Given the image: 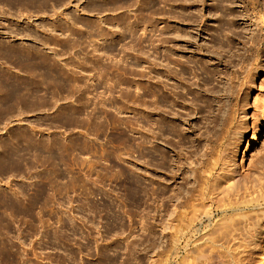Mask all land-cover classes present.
<instances>
[{"label":"rangeland","instance_id":"1","mask_svg":"<svg viewBox=\"0 0 264 264\" xmlns=\"http://www.w3.org/2000/svg\"><path fill=\"white\" fill-rule=\"evenodd\" d=\"M40 2L0 0V47L80 80L69 94L42 86L37 106L0 116V264H259L264 0ZM155 48L170 61L158 99ZM230 125L239 186L201 200V248L185 237L176 250L190 210L180 191L195 175L183 164L188 184L177 187L178 152L194 149L199 129Z\"/></svg>","mask_w":264,"mask_h":264},{"label":"bare ground","instance_id":"2","mask_svg":"<svg viewBox=\"0 0 264 264\" xmlns=\"http://www.w3.org/2000/svg\"><path fill=\"white\" fill-rule=\"evenodd\" d=\"M10 5H17L24 3L25 0H6ZM40 0H34V2ZM48 0H41L40 5L47 2ZM46 28V26H45ZM3 56V58H2ZM161 50L159 48L154 49L153 60H152V70L154 73V96L158 99V92L163 89L169 88V77H170V61L164 62ZM0 116H6L10 113V110L13 108L24 111L26 104H31V106H37L39 103L40 97L43 99L44 94H41V88L44 86L46 89H57L59 92H72V87L75 86L76 82L80 79L78 76L73 75L69 71L57 70L53 63L48 59H44L41 56L22 53L17 50H10L7 47H0ZM262 59H264V54ZM165 60V58H164ZM17 68V74H13L10 71V67ZM9 68V69H8ZM163 72L166 75H163ZM23 75V76H22ZM37 76L39 78L37 79ZM165 76L168 80L162 85V77ZM250 82L252 80L250 79ZM90 87L94 91L97 89L96 85L90 84ZM72 88V89H71ZM47 92V91H46ZM45 93V92H44ZM140 98L146 96V91L143 86L139 87ZM46 102L45 100H42ZM68 114L74 113V109H67ZM197 112H201V107L197 108ZM245 109L242 107L241 113L244 114ZM255 125L257 123H254ZM216 127V124L213 126ZM196 128H194V131ZM229 131H231V125L227 129H224L223 135L213 133L209 128L205 132H199L194 138V149L190 153H181L178 152V170L179 172L175 173V176H178L180 180H184L182 185H177L179 188L186 187L188 184V179L186 176L182 175L181 168L183 164L189 163L195 171L193 180L187 185L188 188L186 192L180 191V197H186L185 203L189 212H182L178 217L180 223L176 225L177 235L174 239V245L172 248L179 250L181 238H187L188 241L185 245V248H190L192 245L194 248H201V244H198L197 239H193L198 233H201V209H199V203L203 198L213 199L215 192L218 188L225 187V184L230 185L229 190H235L239 185L237 184L240 177L236 174L235 170L231 167V154L235 151V148L238 147L237 141L232 142L231 136H229ZM260 131L257 129V134ZM239 131L236 132L238 135ZM257 134L254 136L256 138ZM239 136V135H238ZM21 136L14 143L20 145ZM207 143L203 145L204 152L201 153V143L203 141ZM183 139L180 137L178 146L182 145ZM215 144L219 146L216 149ZM2 147L6 150L8 144L2 143ZM8 150V148H7ZM176 187V188H177ZM197 191V192H196ZM174 192V196H176ZM158 210L162 209L163 205L157 206ZM165 209V208H163ZM239 210V208H236ZM240 214V213H239ZM207 215L211 217V211H207ZM226 218L224 220H228ZM226 226V225H225ZM228 228V226H227ZM229 230V228H228ZM179 234V235H178ZM192 241V242H191ZM191 242V243H190ZM260 262L259 264H264V247L260 252Z\"/></svg>","mask_w":264,"mask_h":264}]
</instances>
